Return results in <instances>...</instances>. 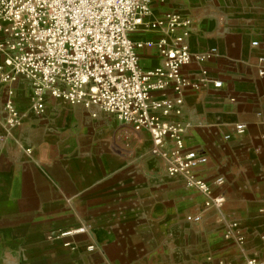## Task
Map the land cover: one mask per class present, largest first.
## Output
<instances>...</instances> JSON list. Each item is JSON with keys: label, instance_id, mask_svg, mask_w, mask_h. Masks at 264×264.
Segmentation results:
<instances>
[{"label": "crops", "instance_id": "1", "mask_svg": "<svg viewBox=\"0 0 264 264\" xmlns=\"http://www.w3.org/2000/svg\"><path fill=\"white\" fill-rule=\"evenodd\" d=\"M164 8L190 18L189 50L217 52L182 71L196 79L204 68L221 85L186 88L175 119L186 128V147L207 158L193 174L224 178L213 188L223 209H205L204 195L151 153L147 134L113 113L49 94L33 110L25 76L0 79V264H202L208 255H264V0ZM141 62L156 65L158 54L141 53ZM7 99L18 111L15 126L7 124ZM238 123L244 133L225 139ZM195 213L200 221H187ZM230 221L245 234L244 248L224 238Z\"/></svg>", "mask_w": 264, "mask_h": 264}, {"label": "built area", "instance_id": "2", "mask_svg": "<svg viewBox=\"0 0 264 264\" xmlns=\"http://www.w3.org/2000/svg\"><path fill=\"white\" fill-rule=\"evenodd\" d=\"M180 1L0 0V79L25 76L31 83L33 110L41 111L49 94L85 109L113 113L133 132L147 134L151 153L165 159L170 176L181 174L188 188L204 195L205 209L221 210L225 199L213 188L224 178L207 181L193 174L207 158L201 150L186 147V128L175 119L186 88L221 85L204 68L196 79L182 71L192 62L210 63L217 52L189 50L190 18L164 8ZM152 51L159 62L145 66L141 53ZM259 75L264 77L263 66ZM5 109L7 124L17 125L20 119L11 100L5 101ZM245 128L235 124L224 138L242 134ZM186 219L200 221L201 213ZM225 227L224 238L244 248L245 235L237 222ZM86 249L94 248L91 244ZM202 264H264V255L240 253L231 260L208 255Z\"/></svg>", "mask_w": 264, "mask_h": 264}, {"label": "rangeland", "instance_id": "3", "mask_svg": "<svg viewBox=\"0 0 264 264\" xmlns=\"http://www.w3.org/2000/svg\"><path fill=\"white\" fill-rule=\"evenodd\" d=\"M82 231L83 230V228H78V229H76V230H74V231ZM245 235V234H244ZM260 236H263V238H264V233H262V235H260ZM88 244V243H87ZM87 246V245H86ZM86 246L84 247V249H85V251L87 252V253H89V251H88V249H86Z\"/></svg>", "mask_w": 264, "mask_h": 264}]
</instances>
